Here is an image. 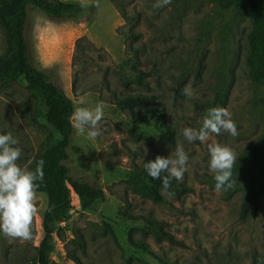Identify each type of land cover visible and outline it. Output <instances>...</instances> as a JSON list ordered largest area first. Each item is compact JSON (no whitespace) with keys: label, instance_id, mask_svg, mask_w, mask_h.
I'll return each mask as SVG.
<instances>
[{"label":"rangeland","instance_id":"rangeland-1","mask_svg":"<svg viewBox=\"0 0 264 264\" xmlns=\"http://www.w3.org/2000/svg\"><path fill=\"white\" fill-rule=\"evenodd\" d=\"M154 3L99 0L98 7L67 20L50 18L30 6L28 33L35 65L64 86L75 108L104 105L101 134L92 139L87 130L80 135L74 128L72 145L81 152L71 147L66 164L73 176L103 188L106 198L83 209L72 192L74 207L54 237L52 264H78L76 259L83 264H126L127 259L131 264H264V197L256 218H240V168L247 153L264 140V84L253 79L246 63L250 22L223 10L215 0H171L162 8H154ZM123 12L138 18L134 30L141 39L133 47L141 58L137 66L151 73L145 87L134 79L125 37L132 24ZM82 36L94 49L76 50ZM6 52L0 23V71ZM186 85L193 98L183 94ZM137 93L157 98L150 108L135 111L122 110L115 102L116 97ZM218 93L226 95L224 107L238 135L222 132L210 134L206 142L189 143L181 130L198 129ZM155 109L166 111V117ZM163 124L175 130L174 146L159 140ZM6 133L19 141L22 154L17 163L30 170L59 139L22 82H0V134ZM213 142L229 146L237 155L232 188L215 190L207 146ZM177 144L189 157L184 178L177 182L191 191L181 197L167 192L163 203L135 192L128 182L130 174L157 155L168 157ZM36 206L33 239H11L0 232V264H23L26 256L35 254L44 234L45 193L36 192ZM142 216L163 222L184 245L157 241Z\"/></svg>","mask_w":264,"mask_h":264},{"label":"trees","instance_id":"trees-1","mask_svg":"<svg viewBox=\"0 0 264 264\" xmlns=\"http://www.w3.org/2000/svg\"><path fill=\"white\" fill-rule=\"evenodd\" d=\"M215 1L223 10L232 11L249 20L246 63L250 67L253 79L264 84V0ZM30 6L58 20L76 19L91 6L81 7V1L77 0H0V23L7 41V52L1 59L3 70L0 71V82L5 84L22 82L37 100L40 115L59 134V139L50 144L35 160L36 162L43 159L45 162L43 182L37 181L40 184L37 192H43L47 196V207L42 220L44 234L35 254L28 255L23 260V264H52V254L55 250L54 237L59 234L62 223L71 217L74 207L72 192L78 196L83 209H90L96 202L105 200L106 192L85 177L73 176L70 166L66 164L70 158L71 147L76 152H81L79 146L72 145L74 127L70 122V116L75 110V103L66 93L64 86L54 80L47 71L38 68L33 61L28 33ZM123 16L132 24L125 37L126 44L133 55L130 60H134L132 66L135 72L134 79L139 86L145 87L146 77L151 73L137 66L141 58L138 49L133 47L134 43L141 39V34L134 30L138 18L126 12H123ZM89 49H94V46L88 37L82 36L77 39V51ZM75 79L76 77L72 86L74 93L76 92ZM156 98V94L137 93L116 97L115 102L122 110L135 111L150 108ZM225 101L226 95L218 93L210 107H224ZM159 112L163 118L166 117V111ZM143 116L148 117L147 114ZM160 131L161 142L171 146L176 144L175 130L163 124L160 126ZM34 164L35 167L36 163ZM239 174L242 182L240 218L243 220L256 218L260 213L264 197V140L247 153ZM128 182L141 196L150 198L156 203L164 202L165 198L161 195V180L152 179L144 167L130 174ZM189 191L191 189L185 184L175 179L171 180L168 193L181 197ZM140 219L144 220L147 232L153 234L157 241L167 240L173 245H184L182 241L175 238L173 233L165 230L160 220L146 216ZM76 261L78 264H83L78 259ZM126 264H131V259H127Z\"/></svg>","mask_w":264,"mask_h":264},{"label":"clouds","instance_id":"clouds-1","mask_svg":"<svg viewBox=\"0 0 264 264\" xmlns=\"http://www.w3.org/2000/svg\"><path fill=\"white\" fill-rule=\"evenodd\" d=\"M171 0H156L154 8H162ZM99 6V0L91 4L90 0H81V7ZM188 98L194 97L190 85L182 90ZM83 105V101L80 102ZM104 105L98 103L94 107L80 106L70 116V122L77 133L83 135L87 130L89 138H97L101 134V122L104 118ZM198 129L185 127L181 130L183 137L192 143L196 140L206 142L210 134L220 135L222 132L232 137L238 135L237 125L231 113L225 107H210L200 121ZM19 141L11 133L0 134V232L5 237L29 241L33 239L32 225L38 212L36 192L44 178V160L36 161L34 170L22 167L17 163L22 150ZM208 167L213 174L215 190L232 188V169L236 163V153L227 145L209 143ZM147 150H145L146 153ZM188 155L182 145L177 144L174 153L168 157L157 155L154 160L144 163L148 175L154 180H161V195L168 192L171 180L182 181L187 171ZM31 163V161L29 162ZM164 175H161V174Z\"/></svg>","mask_w":264,"mask_h":264}]
</instances>
